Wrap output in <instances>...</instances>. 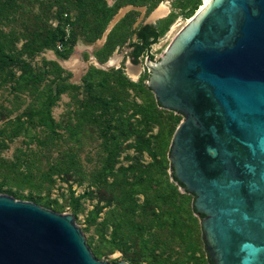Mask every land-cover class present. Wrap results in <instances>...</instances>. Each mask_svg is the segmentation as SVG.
Here are the masks:
<instances>
[{"label":"water","instance_id":"water-1","mask_svg":"<svg viewBox=\"0 0 264 264\" xmlns=\"http://www.w3.org/2000/svg\"><path fill=\"white\" fill-rule=\"evenodd\" d=\"M146 64L159 105L184 116L171 177L210 264H264V0H210ZM75 221L0 194V264H128L97 259Z\"/></svg>","mask_w":264,"mask_h":264},{"label":"trees","instance_id":"trees-1","mask_svg":"<svg viewBox=\"0 0 264 264\" xmlns=\"http://www.w3.org/2000/svg\"><path fill=\"white\" fill-rule=\"evenodd\" d=\"M163 1L116 0L109 4L108 0H43L40 4L43 8V20L35 12L31 15L32 20L28 18L18 24L20 28L11 32L0 28V88L9 84L12 90L19 94L30 89L38 91V85L42 82L44 84L47 74L43 73L42 78L40 74L35 73L32 66L23 58L24 54L33 57L40 50H56L57 44L63 42L65 54L60 55L62 58H68L79 38H84L88 43H95L102 38L122 8L134 5L147 7L148 12H151ZM203 1L177 0L175 8L189 20L199 10ZM21 7L19 0H0V19L9 21L12 15L22 11ZM138 16L139 12L131 11L113 27L105 44L95 54L99 62L106 63L116 49L125 46L128 41V47L133 49L129 56L134 64H138L145 55L154 60V56L150 55L152 46L169 30L178 15H172L157 25L146 24L134 28ZM53 19L58 20L57 26L51 23ZM67 24H70L73 30L69 40L65 42ZM134 36L137 37L136 41L132 40ZM21 42L23 44L19 48L18 44ZM49 64L55 66L60 73L64 72L56 63ZM17 67L23 68L19 76ZM58 80L59 83L43 88V100L39 108L30 114V120L25 122L18 117L15 121L8 120L5 123V127L0 131L6 137L4 141H13L24 133H29L31 126H34L42 128L47 136V144L53 142L54 146L59 132L53 109L61 96L72 87L63 86L60 83L61 79ZM147 81L148 79L142 77L137 84L130 83L140 88L144 94V101L141 104L130 103L125 99L116 100L114 94L111 100L102 93L93 97V106L100 115L97 121L104 124L101 135L105 149L109 146L112 148L120 146L119 139L128 142L135 138L136 142L130 147L139 153H147L152 159L146 166L133 163L128 167L116 169L118 155L114 156L112 149L109 148L106 164L99 171V177L95 179L94 184L105 188V191L111 189V193H116L110 201L105 196L103 198L107 201V206H112L114 202L117 205L112 241L115 243L118 240L120 244L128 245L129 249L130 246L131 249L134 248L133 253L128 250L124 252L125 260L131 264H195V260H198L199 264H210L202 238V220L193 209L194 195L182 190L171 177L170 149L173 136L184 116L161 107L153 91L149 89ZM122 84L124 86L129 84V80L124 78ZM88 89L93 90L91 84L88 85ZM121 100L125 108L118 111L117 109L121 108ZM130 110H133L130 116L123 118V113L120 118L116 116L121 111L127 114ZM2 114L0 112V115ZM140 118H142L140 124L145 127L143 131L136 129L139 123L136 125L135 122ZM157 127L160 128L157 135L145 138ZM38 141L41 145L42 141L39 139ZM155 141L157 145L154 144ZM71 159L75 165L73 155ZM53 167L58 173L69 174L73 171L70 166H66V170L61 172L64 166L60 163ZM118 171L123 172L122 177L117 176ZM0 179H2L0 193L10 194L16 199H23L25 196L21 189L15 191L14 187L19 188L26 184L39 191L43 183L37 180L32 163L11 162L3 158H0ZM109 179H113V182H109ZM28 200L55 212L64 211L62 206L53 204L40 194L31 193ZM79 201L75 199L73 206L77 215L82 209L79 207ZM102 211L103 208L97 210L96 218ZM105 227L104 225L101 232L103 241H106ZM120 244H115V249H120ZM94 253L98 258L107 254L101 246H96Z\"/></svg>","mask_w":264,"mask_h":264},{"label":"rangeland","instance_id":"rangeland-1","mask_svg":"<svg viewBox=\"0 0 264 264\" xmlns=\"http://www.w3.org/2000/svg\"><path fill=\"white\" fill-rule=\"evenodd\" d=\"M115 1L108 0L109 4H113ZM176 1L164 0L151 12H148L147 7L128 5L119 11L107 30L110 27L113 29L131 11L139 12L134 28L149 23L151 19H155L154 24L157 25L172 15H178L169 30L160 38L157 44L152 46L150 55L154 56L153 61L157 62L188 22L184 14L175 8ZM41 3H43V0H19L22 11L12 15L9 21L0 19V28L6 32L20 28L18 24L28 18L32 20L31 15L32 13L35 14V12L43 20ZM162 10H164V13L160 14ZM51 23L53 26H57L59 22L57 19H53ZM71 30H73V27L67 24L65 42L69 40ZM105 33L95 43H88L84 38H79L74 46L73 53L68 58H62L60 55L65 54L63 42L57 44L56 50H40L33 57H29L28 54L23 55V58L32 66L34 72L40 74L42 78L43 73L47 74V79L44 84L42 82V84L38 85V91L30 89L23 92V94L14 92L9 84L4 88H0V112L3 113L0 115V118H2L0 119V131L5 127V123L8 120L15 121L18 117L25 122L30 120L33 111L35 112L39 108L43 100V88H46L47 85L59 83L58 79H61L60 83L63 86L71 85L72 87L61 96L53 109V116L59 132L58 140L54 146H52L53 142L47 144V136L42 128L30 125L32 129L29 133H24L13 141H4L6 137H4L3 133H0V158L11 162L32 163L37 180L43 182L39 191L26 184L21 185V188L14 187L15 191L21 189V193L25 196L23 199L19 198L17 200L32 202L28 200V196L33 193L40 194L43 198L53 202V204H59L64 208V211L56 213L75 217L76 224L84 233L87 244L97 259L109 263L125 261L131 264L125 260L124 252L128 250L133 253L134 248L131 249L130 246L129 249L128 245L120 244L118 240L115 243L112 241L117 205L114 202L112 206H107V201L103 199L105 196L110 201L116 193H111V189L105 191V188L98 187L94 182L99 177V171L106 164L109 148L112 149L114 156L118 155L116 158L118 162L116 169L128 167L133 163L146 166L152 162V159L147 153H139L130 147L131 144L136 142L135 138L128 142H123L122 139H119L120 146L117 148L109 146L108 149H105L101 135L104 124L101 121H97V117L100 115L93 106V97L102 93L109 97L108 100H111L114 98V94L116 95L114 98L116 100L125 99L130 103H143L144 94L141 89L135 85H130V83L137 84L142 77L149 78L150 71L146 64L149 56L141 57L139 63L134 64L129 56L131 50L128 47V41L125 46L118 47L106 63L99 62L95 54L106 42L108 35L105 36ZM132 40L135 41V38L133 37ZM22 44L23 42L19 43L18 47L21 48ZM114 58L118 59V64H111L110 61ZM49 63H56L64 72L60 73L55 66ZM22 69L21 67L16 68L17 76L22 73ZM54 72L57 74L55 73V75ZM69 74L71 75L69 76ZM87 75L90 78L87 79ZM124 78L129 80V84L125 86L122 84ZM105 79L106 81H104ZM89 84L92 85L93 90L88 89ZM121 102V108H118V111L125 108L122 100ZM122 113L123 118H125L130 116L133 110H130L127 114L121 111L116 116L120 118ZM141 120L142 118L138 119L137 122L134 120V122L136 125L139 123L136 129L143 131L145 127L140 124ZM159 131L160 128L157 127L153 132L148 133L145 138L157 135ZM38 139L42 141L41 145H39ZM154 144L157 145L156 141ZM72 155L77 163L75 165L71 159ZM56 163L64 166L61 172L66 170V166H70L73 171L69 174L58 173L53 167ZM116 174L119 177L123 176L121 171L116 172ZM1 182L2 179H0ZM109 182L112 183L113 179H109ZM5 195L12 196L10 194ZM75 199L80 200L79 207L80 209L82 208L81 213L78 215L73 210ZM142 199L141 202L143 201ZM99 208H103V211L96 218V212ZM49 210L54 211L53 209ZM104 225L106 226V241H103L101 237ZM115 244H120V249H115ZM96 246H101L107 254L98 258L94 253ZM129 255L133 256L132 254ZM194 263L199 264L198 260H195Z\"/></svg>","mask_w":264,"mask_h":264},{"label":"bare ground","instance_id":"bare-ground-1","mask_svg":"<svg viewBox=\"0 0 264 264\" xmlns=\"http://www.w3.org/2000/svg\"><path fill=\"white\" fill-rule=\"evenodd\" d=\"M210 0H205L204 1V3H203V5L201 6V8H200V10H198V12H200L205 6H206V4L209 2ZM164 13V10H162V12L160 13V14H163ZM189 21V20H188ZM111 64H118V59L117 58H114V59H112L111 61Z\"/></svg>","mask_w":264,"mask_h":264},{"label":"flooded vegetation","instance_id":"flooded-vegetation-1","mask_svg":"<svg viewBox=\"0 0 264 264\" xmlns=\"http://www.w3.org/2000/svg\"><path fill=\"white\" fill-rule=\"evenodd\" d=\"M143 25H146V24H143ZM150 25H156V24H150ZM134 38H135V41H136V39H137V37L136 36H134ZM130 50H133L132 48H129ZM184 119V118H183Z\"/></svg>","mask_w":264,"mask_h":264}]
</instances>
